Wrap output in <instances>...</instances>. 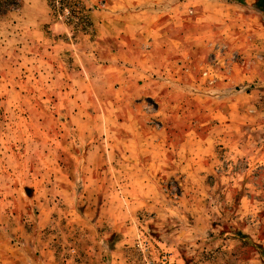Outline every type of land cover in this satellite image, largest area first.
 I'll list each match as a JSON object with an SVG mask.
<instances>
[{"label": "rangeland", "instance_id": "374dc122", "mask_svg": "<svg viewBox=\"0 0 264 264\" xmlns=\"http://www.w3.org/2000/svg\"><path fill=\"white\" fill-rule=\"evenodd\" d=\"M221 1L159 0L205 47L139 74L74 56L105 0H45L51 57L0 25V264H264V0Z\"/></svg>", "mask_w": 264, "mask_h": 264}, {"label": "crops", "instance_id": "0c3cea01", "mask_svg": "<svg viewBox=\"0 0 264 264\" xmlns=\"http://www.w3.org/2000/svg\"><path fill=\"white\" fill-rule=\"evenodd\" d=\"M83 1L87 7H90L97 0ZM105 1L106 9L93 11L91 14L94 35L89 38L77 37V40L87 41L88 45H85L83 49L76 50L77 44L74 52V56L83 57L84 55L87 60L99 57L103 61L104 58V71L139 74L149 69L153 70L152 64L155 62H150L148 57H158L160 54L168 55L169 51L190 55L193 52V47H197V45V49L205 47L202 38L192 37L190 21L180 22L176 17L173 20L169 19V15L178 10L180 4L163 11L160 9L159 0ZM234 1L229 4L226 0L221 2L223 6L225 3L227 7L237 10L251 5L249 0H243V3ZM236 1L238 2V0ZM36 2L38 4L32 5L30 0H22L19 9L8 13L5 19L0 22V25H3L2 33L7 35V43L10 46L22 43L21 49L18 45L14 47L13 57L20 58L22 55L26 59V53L30 49L29 45L37 50L42 47L43 52L46 47L47 55L51 57L56 51L57 44L53 31L66 32L62 25H58L59 23L50 18L45 0H36ZM28 14L30 15L28 16ZM167 15L168 17H166ZM238 21L239 19H235V22ZM179 25L182 26L181 29L177 27ZM6 28H9L11 33L6 32ZM45 30L51 31V34H47ZM193 40H198V42ZM58 45L60 44L58 43ZM62 46L74 49L66 44ZM173 46L176 49L173 50ZM5 50H9V48H4L1 52ZM131 55L135 56V61L130 59ZM91 68L93 66L88 65L86 70L90 72ZM123 85L127 86V83L123 81Z\"/></svg>", "mask_w": 264, "mask_h": 264}, {"label": "built area", "instance_id": "2783aa9c", "mask_svg": "<svg viewBox=\"0 0 264 264\" xmlns=\"http://www.w3.org/2000/svg\"><path fill=\"white\" fill-rule=\"evenodd\" d=\"M55 6H56L57 8H60L61 5L59 4L58 1H56ZM57 14H58L57 16H58L59 18L67 19V18L70 17V11H69V9H67V7H61V8L58 10V13H57Z\"/></svg>", "mask_w": 264, "mask_h": 264}, {"label": "trees", "instance_id": "16d2710c", "mask_svg": "<svg viewBox=\"0 0 264 264\" xmlns=\"http://www.w3.org/2000/svg\"><path fill=\"white\" fill-rule=\"evenodd\" d=\"M12 1L15 3V2L18 1V0H7L6 2H1V0H0V3H7V5H8V4H9L10 2H12ZM7 5H6V6H7ZM6 6H5V7H1V6H0V14H3V13H5L6 11H8L9 7H6Z\"/></svg>", "mask_w": 264, "mask_h": 264}]
</instances>
